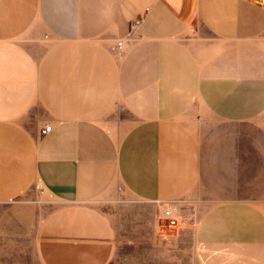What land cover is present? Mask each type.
Returning a JSON list of instances; mask_svg holds the SVG:
<instances>
[{
    "label": "crops",
    "instance_id": "obj_1",
    "mask_svg": "<svg viewBox=\"0 0 264 264\" xmlns=\"http://www.w3.org/2000/svg\"><path fill=\"white\" fill-rule=\"evenodd\" d=\"M263 33L264 0H0V264H264L191 131Z\"/></svg>",
    "mask_w": 264,
    "mask_h": 264
},
{
    "label": "rangeland",
    "instance_id": "obj_2",
    "mask_svg": "<svg viewBox=\"0 0 264 264\" xmlns=\"http://www.w3.org/2000/svg\"><path fill=\"white\" fill-rule=\"evenodd\" d=\"M243 51L242 81L228 83L227 112L220 118L211 114L204 127L191 131L210 174L204 178L210 179L212 204L252 205L253 212L264 217V33L244 43ZM234 109L237 113H231ZM174 215V225L166 218L164 222L179 227Z\"/></svg>",
    "mask_w": 264,
    "mask_h": 264
},
{
    "label": "built area",
    "instance_id": "obj_3",
    "mask_svg": "<svg viewBox=\"0 0 264 264\" xmlns=\"http://www.w3.org/2000/svg\"><path fill=\"white\" fill-rule=\"evenodd\" d=\"M141 22H142V18L141 17L135 19L132 22V24H131V30H135L141 24ZM127 42H128V38L121 39V40L118 41L117 49H118L119 53L122 52V50L126 46ZM51 129H52L51 126H46L42 130V132L43 133H48ZM163 216H164V218H166L170 222V224H173L174 225L176 223V220L177 219H176V217L174 215V212L171 209H165L164 210V213H163Z\"/></svg>",
    "mask_w": 264,
    "mask_h": 264
}]
</instances>
